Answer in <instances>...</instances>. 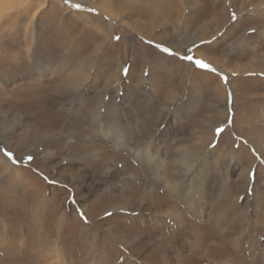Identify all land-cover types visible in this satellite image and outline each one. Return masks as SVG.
Masks as SVG:
<instances>
[{
	"label": "rangeland",
	"instance_id": "rangeland-1",
	"mask_svg": "<svg viewBox=\"0 0 264 264\" xmlns=\"http://www.w3.org/2000/svg\"><path fill=\"white\" fill-rule=\"evenodd\" d=\"M134 1L0 0V264H264V0Z\"/></svg>",
	"mask_w": 264,
	"mask_h": 264
},
{
	"label": "bare ground",
	"instance_id": "bare-ground-1",
	"mask_svg": "<svg viewBox=\"0 0 264 264\" xmlns=\"http://www.w3.org/2000/svg\"><path fill=\"white\" fill-rule=\"evenodd\" d=\"M141 0H139V1H134L133 2V4L132 5H135V3H139ZM162 1V0H161ZM180 1H182V0H179V3H181ZM129 2V1H128ZM243 2H246V0H243ZM141 3V2H140ZM178 3V4H179ZM158 10H160V3L158 2ZM147 8H148V10H147V13H149V15H150V20H149V22H148V24L146 25V27H149V29H152L153 27L152 26H154V24H155V21L157 22V16H156V14L157 13H159V12H157V10L155 9V5L152 3V6L151 5H147L146 6ZM145 13V12H144ZM177 15L179 14V13H176ZM25 17V16H24ZM163 21V20H162ZM24 23H27V21L26 20H24V19H19V21H18V23H17V25L15 26V28H23V25H24ZM134 24V23H133ZM66 56V55H65ZM62 61H67L68 62V64H69V70L71 71V72H69V77H67L65 80V82H66V84L67 85H69V86H67V85H62V86H58L57 85V87L56 86H53L54 88H53V92H52V89H51V92L52 93H55L54 95H58L59 97H64V95H66L65 93H68V91H71L72 93L74 92L75 93V97L76 98H79L81 95H79V94H77L78 92H77V90L81 87V81H83V80H85V78H86V74H83L82 76L80 75V74H82V73H80V70L82 69V65H80L79 67H78V63L79 62H77V61H75V60H73V59H69V57L67 56L66 57V59L65 58H63L62 57ZM255 64H254V66L255 67H260L259 65H257V64H264V56H255V62H254ZM80 64V63H79ZM26 65H27V63H26ZM59 65H62L61 64V62H59ZM65 67H68L67 65H65ZM38 69H39V67H37ZM15 69H18V70H20V67L18 66V65H16V68ZM252 69H254V68H252ZM25 70V69H24ZM40 70V69H39ZM256 70H264V68L262 69H256ZM41 70H40V72H37L36 73V71L34 72L35 73V78L37 79L38 77H40L39 75L41 74ZM115 74V73H114ZM19 75V74H18ZM34 77V76H33ZM147 80V79H146ZM113 82V81H112ZM69 88H72V89H69ZM39 90H40V88H39ZM43 92V91H42ZM41 92V93H42ZM52 93H48L47 95H46V97H49V98H51V96H52ZM64 94V95H63ZM222 96H224L225 97V95L222 93ZM71 97V96H70ZM67 98H68V96H65L63 99L61 98V100H62V102H67ZM98 99V98H97ZM52 100V99H51ZM52 102V101H51ZM41 104H42V101L40 102ZM53 103H54V101H53ZM96 101H95V103L94 102H92V106H90V102H88V105L86 104V103H84L85 104V107L84 108H80V110H83L84 112H85V114H87L88 116H89V121L90 122H92V124H93V130H94V132H95V134H101V132L104 130V129H112V132H113V134H114V132H116L117 130H118V128H119V126H117V124L115 123L116 122V120L114 119V118H112L111 116H110V118H107L106 119V112H105V109H101V106H103L101 103H98V105H97V107H96ZM40 104V105H41ZM68 105H70L71 106V104H68ZM46 106V105H45ZM44 106V107H45ZM62 107L64 106V105H61ZM91 107V110L90 109H88V107ZM73 107H74V104H73V106L72 107H67V108H65L64 109V111L66 110L67 112H70L71 113V111H72V109H73ZM46 108V107H45ZM48 109H49V106H48ZM100 109V110H99ZM110 110V109H109ZM87 111V112H86ZM101 111L102 112H105V114H104V118L103 117H101V116H99L100 114H102L101 113ZM111 111V110H110ZM89 112V113H88ZM72 114V113H71ZM112 115H113V113H112ZM90 116H91V119H90ZM48 122L50 121V119L48 118V120H47ZM64 122V121H63ZM107 122L108 123H111L110 124V126H108V128H105V125L104 124H107ZM80 123V122H79ZM61 124H57V127H58V129H60V126ZM49 128H52V127H49ZM90 128V127H89ZM91 128V129H92ZM121 128V127H120ZM124 129V128H123ZM130 129V128H129ZM108 131V130H107ZM110 131V130H109ZM58 132H60V131H58ZM106 133V132H105ZM55 134H57V133H55ZM110 134H112V133H110ZM120 134H121V132H120ZM52 135H54V134H52ZM104 135H106V134H104ZM116 135V134H115ZM69 135L68 134H66L65 135V137H68ZM118 136V135H117ZM108 137V136H107ZM111 137V136H110ZM123 137V136H122ZM71 139V138H70ZM116 140V139H115ZM127 140V139H126ZM111 141V140H110ZM116 145V144H115ZM119 146H120V144H119ZM121 146L122 147H127L126 146V142H124V141H122V143H121ZM145 146H146V148H145ZM145 146H139L140 148L138 149H135L136 151L133 153L134 154V156H136V159L138 160V161H141L144 157H147L148 158V160H149V165H152L151 166V172H152V175L153 176H157V174L158 173H161V174H164V169H162V164L164 165V157L163 156H165L166 157V154H164V153H162V152H159V155L158 156H160V158H153L152 156H151V154L149 153V150H150V147H151V145L150 144H147V145H145ZM135 158V157H134ZM104 159V158H103ZM153 160H156V162H157V164H159V166H161L160 168H158V167H156V166H154L153 164H156L155 162H153ZM9 163H7L6 165H8ZM10 165V164H9ZM154 169V170H153ZM179 190L180 189H178V187L176 188V187H173V191H175V192H179ZM151 193V190H149V189H147L146 187H143L142 188V195L140 196V198H141V203H144V202H146V201H148V199L150 198L149 197V195L148 194H150ZM178 194V193H177ZM200 196V195H199ZM253 198L255 199L256 198V196L254 195L253 196ZM121 202L122 203H118V204H116L117 205V207H119V208H123V209H127V206H126V204H127V202L129 203V201L128 200H126V199H123V200H121ZM129 205V204H128ZM160 205V204H159ZM173 205H175V206H177V204H175V203H172L170 206L168 205V210H171L172 211V213L174 214V212L176 211L174 208L175 207H173ZM115 209H116V207H115ZM166 210H167V208L165 207V208H162V207H159V208H156V207H153V213H152V223L154 224V225H156V226H159V223H161V222H163L164 223V214H165V212H166ZM258 213H261V211H259L258 209H256V216H255V222H253L252 224L253 225H256L257 223H258V221H257V215H258ZM262 213H263V211H262ZM125 214H129V216H130V213H125ZM243 215V214H242ZM186 215H184V213H181V214H179L178 216H175V218L177 219V224H179V228H181V226L182 225H184L185 224V219H184V217H185ZM225 215L224 214H222L221 216H220V218H223ZM226 217V216H225ZM138 218V217H137ZM136 218V219H137ZM219 220H222V219H219ZM244 221V220H243ZM243 221H242V223H243ZM252 221V220H251ZM262 222H264V221H262ZM261 222V223H262ZM186 223H187V220H186ZM190 226V225H189ZM163 228V227H162ZM178 228V229H179ZM224 228V227H223ZM228 229H229V226H228ZM232 229V228H231ZM220 230H223L222 228L220 229ZM230 230V229H229ZM246 230V229H245ZM193 232H194V230H192ZM84 232V231H83ZM83 234V233H82ZM84 235V234H83ZM86 237H88L87 236V234H86ZM194 240H196L197 241V236H195V239ZM231 241H235L234 242V244H236V245H239L241 242H240V238L239 237H235V238H233V239H230ZM108 241V240H107ZM123 242V241H122ZM121 242V243H122ZM126 242V241H125ZM124 242V243H125ZM194 243V242H193ZM196 243V242H195ZM233 244V245H234ZM54 245V244H53ZM190 246V245H189ZM98 261V260H97ZM103 262V261H102ZM134 264V263H133Z\"/></svg>",
	"mask_w": 264,
	"mask_h": 264
},
{
	"label": "snow or ice",
	"instance_id": "snow-or-ice-1",
	"mask_svg": "<svg viewBox=\"0 0 264 264\" xmlns=\"http://www.w3.org/2000/svg\"><path fill=\"white\" fill-rule=\"evenodd\" d=\"M68 0H65V3H67ZM72 7H75V8H80V5H71ZM233 19H235V16L233 15ZM251 31H255L254 29L251 30ZM162 51H165L167 52L168 50L167 49H162ZM189 60H191L192 58L191 57H188ZM195 64L198 66V67H201V68H208L209 66L207 64H205L203 61H200V60H196L195 61Z\"/></svg>",
	"mask_w": 264,
	"mask_h": 264
}]
</instances>
